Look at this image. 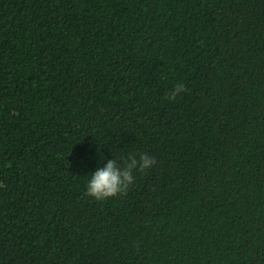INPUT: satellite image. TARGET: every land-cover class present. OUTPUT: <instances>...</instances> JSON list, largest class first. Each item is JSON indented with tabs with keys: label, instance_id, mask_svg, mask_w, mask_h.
I'll list each match as a JSON object with an SVG mask.
<instances>
[{
	"label": "trees",
	"instance_id": "trees-1",
	"mask_svg": "<svg viewBox=\"0 0 264 264\" xmlns=\"http://www.w3.org/2000/svg\"><path fill=\"white\" fill-rule=\"evenodd\" d=\"M0 264H264V0H0Z\"/></svg>",
	"mask_w": 264,
	"mask_h": 264
},
{
	"label": "clouds",
	"instance_id": "clouds-1",
	"mask_svg": "<svg viewBox=\"0 0 264 264\" xmlns=\"http://www.w3.org/2000/svg\"><path fill=\"white\" fill-rule=\"evenodd\" d=\"M186 90L185 85L179 84L175 86L173 92L167 94V98L175 100L178 93ZM155 163V159L146 154H141L139 160L134 156H130L123 168L118 166L116 160L110 159L104 167H98L92 173L86 194L97 200H106L117 194H126L129 185L133 183L132 170L137 166L140 170L149 169Z\"/></svg>",
	"mask_w": 264,
	"mask_h": 264
}]
</instances>
